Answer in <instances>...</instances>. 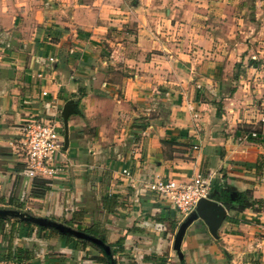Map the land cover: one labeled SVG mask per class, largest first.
Masks as SVG:
<instances>
[{"label": "crops", "instance_id": "1", "mask_svg": "<svg viewBox=\"0 0 264 264\" xmlns=\"http://www.w3.org/2000/svg\"><path fill=\"white\" fill-rule=\"evenodd\" d=\"M29 116L63 120L54 176ZM193 174L225 213L178 254L148 183ZM0 261L264 264V0H0Z\"/></svg>", "mask_w": 264, "mask_h": 264}, {"label": "built area", "instance_id": "2", "mask_svg": "<svg viewBox=\"0 0 264 264\" xmlns=\"http://www.w3.org/2000/svg\"><path fill=\"white\" fill-rule=\"evenodd\" d=\"M65 150L64 129L55 117L29 116L23 123L18 152L30 178L56 175L65 161ZM122 174L129 177L130 170L123 169ZM148 189L179 212L182 220L195 211L200 200L212 194L211 178L202 174H193L187 180L156 178L148 183Z\"/></svg>", "mask_w": 264, "mask_h": 264}, {"label": "water", "instance_id": "3", "mask_svg": "<svg viewBox=\"0 0 264 264\" xmlns=\"http://www.w3.org/2000/svg\"><path fill=\"white\" fill-rule=\"evenodd\" d=\"M66 148V146H65ZM224 208L212 200V194L208 199H202L198 202L196 209L186 217L180 225L174 240V249L180 253V244L187 227L197 220H201L207 227L209 233L216 237V230L224 216Z\"/></svg>", "mask_w": 264, "mask_h": 264}, {"label": "rangeland", "instance_id": "4", "mask_svg": "<svg viewBox=\"0 0 264 264\" xmlns=\"http://www.w3.org/2000/svg\"><path fill=\"white\" fill-rule=\"evenodd\" d=\"M56 119L60 122L61 126H63V124H62L63 120H61L60 118H57V117H56ZM63 129H64V126H63ZM64 132H65V130H64Z\"/></svg>", "mask_w": 264, "mask_h": 264}, {"label": "trees", "instance_id": "5", "mask_svg": "<svg viewBox=\"0 0 264 264\" xmlns=\"http://www.w3.org/2000/svg\"><path fill=\"white\" fill-rule=\"evenodd\" d=\"M35 179V178H34ZM37 180V179H36Z\"/></svg>", "mask_w": 264, "mask_h": 264}]
</instances>
